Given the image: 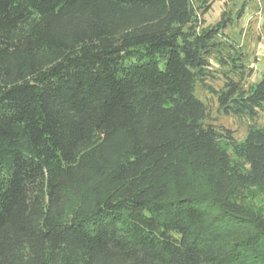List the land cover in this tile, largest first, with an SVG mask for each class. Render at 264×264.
<instances>
[{"label":"trees","instance_id":"trees-1","mask_svg":"<svg viewBox=\"0 0 264 264\" xmlns=\"http://www.w3.org/2000/svg\"><path fill=\"white\" fill-rule=\"evenodd\" d=\"M216 1L0 0V264H264V129L196 96L264 108Z\"/></svg>","mask_w":264,"mask_h":264},{"label":"rangeland","instance_id":"rangeland-1","mask_svg":"<svg viewBox=\"0 0 264 264\" xmlns=\"http://www.w3.org/2000/svg\"><path fill=\"white\" fill-rule=\"evenodd\" d=\"M237 13L241 15L239 18ZM222 14L224 18H230L224 32L230 42L242 53L247 70L243 86L248 89L250 85L259 81L264 71V0H218L203 17L204 25L216 24ZM212 68H217L214 63H212ZM205 84L218 90L222 87L223 80H207ZM196 96L207 107L206 123L219 129L229 130L237 141H243L250 125L264 129V108L254 120L250 121L245 118L222 115L218 110L216 98L202 85H197ZM253 193L250 198L248 196L247 201L254 203L256 211L264 217V195L258 190H254Z\"/></svg>","mask_w":264,"mask_h":264}]
</instances>
